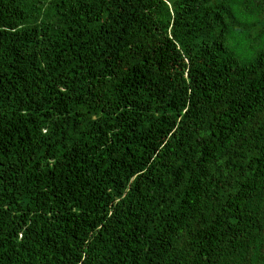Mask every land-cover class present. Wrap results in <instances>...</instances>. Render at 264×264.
<instances>
[{
  "label": "trees",
  "instance_id": "trees-1",
  "mask_svg": "<svg viewBox=\"0 0 264 264\" xmlns=\"http://www.w3.org/2000/svg\"><path fill=\"white\" fill-rule=\"evenodd\" d=\"M0 264H264V0H0Z\"/></svg>",
  "mask_w": 264,
  "mask_h": 264
}]
</instances>
